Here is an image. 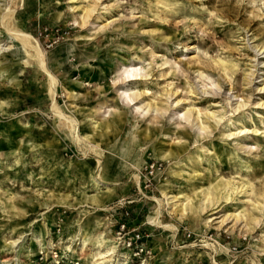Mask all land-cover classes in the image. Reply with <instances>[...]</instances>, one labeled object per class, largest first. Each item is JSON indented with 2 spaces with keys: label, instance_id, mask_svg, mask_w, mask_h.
I'll use <instances>...</instances> for the list:
<instances>
[{
  "label": "rangeland",
  "instance_id": "obj_1",
  "mask_svg": "<svg viewBox=\"0 0 264 264\" xmlns=\"http://www.w3.org/2000/svg\"><path fill=\"white\" fill-rule=\"evenodd\" d=\"M0 264H264V0H0Z\"/></svg>",
  "mask_w": 264,
  "mask_h": 264
},
{
  "label": "bare ground",
  "instance_id": "obj_2",
  "mask_svg": "<svg viewBox=\"0 0 264 264\" xmlns=\"http://www.w3.org/2000/svg\"><path fill=\"white\" fill-rule=\"evenodd\" d=\"M131 75H134L133 73ZM136 75V74H135ZM129 98H131V96H129ZM132 99V98H131Z\"/></svg>",
  "mask_w": 264,
  "mask_h": 264
},
{
  "label": "built area",
  "instance_id": "obj_3",
  "mask_svg": "<svg viewBox=\"0 0 264 264\" xmlns=\"http://www.w3.org/2000/svg\"><path fill=\"white\" fill-rule=\"evenodd\" d=\"M134 252H136V251H134Z\"/></svg>",
  "mask_w": 264,
  "mask_h": 264
}]
</instances>
